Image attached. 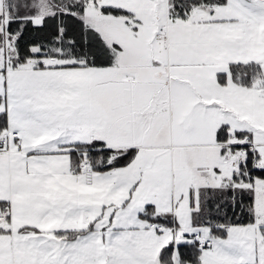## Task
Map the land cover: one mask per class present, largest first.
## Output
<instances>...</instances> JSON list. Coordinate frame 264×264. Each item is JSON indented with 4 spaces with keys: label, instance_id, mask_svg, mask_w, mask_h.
<instances>
[{
    "label": "snow or ice",
    "instance_id": "6c2138e0",
    "mask_svg": "<svg viewBox=\"0 0 264 264\" xmlns=\"http://www.w3.org/2000/svg\"><path fill=\"white\" fill-rule=\"evenodd\" d=\"M0 264H264V0H0Z\"/></svg>",
    "mask_w": 264,
    "mask_h": 264
}]
</instances>
